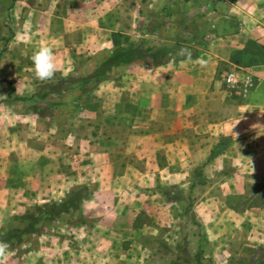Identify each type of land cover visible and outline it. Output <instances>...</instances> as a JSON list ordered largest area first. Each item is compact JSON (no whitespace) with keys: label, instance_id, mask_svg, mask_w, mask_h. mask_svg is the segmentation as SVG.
Listing matches in <instances>:
<instances>
[{"label":"rangeland","instance_id":"rangeland-1","mask_svg":"<svg viewBox=\"0 0 264 264\" xmlns=\"http://www.w3.org/2000/svg\"><path fill=\"white\" fill-rule=\"evenodd\" d=\"M201 2L0 0V264H264V179L200 189L196 165L187 188L146 172L132 195L97 186L108 162L137 164L118 151L126 127L110 123L134 116L132 78L119 74L203 47L213 14ZM42 45L59 69L48 81L30 60ZM212 195L221 204L201 203Z\"/></svg>","mask_w":264,"mask_h":264},{"label":"crops","instance_id":"crops-1","mask_svg":"<svg viewBox=\"0 0 264 264\" xmlns=\"http://www.w3.org/2000/svg\"><path fill=\"white\" fill-rule=\"evenodd\" d=\"M200 6L213 14V31L196 53L119 74L132 78L134 116L118 115L110 123L126 127L128 135L118 151L136 158L137 164L126 163L125 171L116 172L106 148L100 154L112 161L105 167L108 175L101 171L99 188L132 195L140 187L141 172L164 174L167 187L187 188L186 175L196 165L200 189L242 192L253 179H264V0H202ZM232 68L253 77L247 93L225 85L224 75ZM123 88L118 87L120 99ZM140 158L150 167L141 168ZM201 203L221 200L212 195ZM133 210V201L124 203L123 219ZM262 212L264 208L256 212L258 217ZM128 219L133 224L134 218ZM211 259L213 264L219 261Z\"/></svg>","mask_w":264,"mask_h":264},{"label":"clouds","instance_id":"clouds-1","mask_svg":"<svg viewBox=\"0 0 264 264\" xmlns=\"http://www.w3.org/2000/svg\"><path fill=\"white\" fill-rule=\"evenodd\" d=\"M181 54L191 55L187 50H182ZM30 60L32 61L34 77L37 80H51L59 70L53 51L48 46H38L30 56ZM200 63L203 64L204 62L201 60ZM6 247L7 245L5 243L0 242V253H2Z\"/></svg>","mask_w":264,"mask_h":264},{"label":"built area","instance_id":"built-area-1","mask_svg":"<svg viewBox=\"0 0 264 264\" xmlns=\"http://www.w3.org/2000/svg\"><path fill=\"white\" fill-rule=\"evenodd\" d=\"M224 83L228 88L236 89L237 91L245 94L253 85V77L251 74L232 68L224 75Z\"/></svg>","mask_w":264,"mask_h":264},{"label":"trees","instance_id":"trees-1","mask_svg":"<svg viewBox=\"0 0 264 264\" xmlns=\"http://www.w3.org/2000/svg\"><path fill=\"white\" fill-rule=\"evenodd\" d=\"M74 194H76V193H74ZM73 206H74V207H77V206H79V204H74Z\"/></svg>","mask_w":264,"mask_h":264}]
</instances>
